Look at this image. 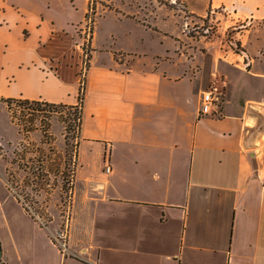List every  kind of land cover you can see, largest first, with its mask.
I'll return each instance as SVG.
<instances>
[{"label":"crops","instance_id":"1","mask_svg":"<svg viewBox=\"0 0 264 264\" xmlns=\"http://www.w3.org/2000/svg\"><path fill=\"white\" fill-rule=\"evenodd\" d=\"M93 2L0 0V117L10 124L8 97L76 104L83 68L86 81L66 229L41 225L12 194L24 250L3 244L1 259L264 264V0H130L137 8L123 20L134 24L120 36L97 17L86 54L80 28ZM213 12L231 25L249 20L243 53L187 34L184 25ZM157 27L160 48L147 37ZM214 87L222 112L200 116ZM1 216L0 233L10 224Z\"/></svg>","mask_w":264,"mask_h":264},{"label":"rangeland","instance_id":"2","mask_svg":"<svg viewBox=\"0 0 264 264\" xmlns=\"http://www.w3.org/2000/svg\"><path fill=\"white\" fill-rule=\"evenodd\" d=\"M130 0H95L93 2L91 9L92 12L94 11V18L96 20L97 17L104 16L105 27H102L101 31H113L116 35H123L125 30L129 27V25H133V20L135 17H130L132 20H123L125 11L128 9L136 10L137 6H134L129 3ZM157 4L161 3H169L170 0H154ZM130 5V6H129ZM176 7H182L179 5L177 1L175 4ZM158 5H151L149 4L146 8V11L151 10V13L156 10V18L158 19V14H162L161 10H159ZM142 10L145 12V8L142 7ZM143 12V13H144ZM136 13V12H134ZM139 14L142 22V18L146 15ZM127 21V24L123 23ZM222 21V23H220ZM95 21L93 24L94 29ZM251 23L249 20H241L236 22L235 24H230V22L225 20V17L222 13L213 12L207 18L204 19H195L193 18L188 23V26L184 25V29L187 34L192 35L197 38H202L204 41H215L216 46L221 47V51L223 49L227 50H236L238 52L243 53L245 46L241 44V39H245L244 34L247 33L246 29L250 28ZM102 33V32H101ZM160 33L159 27L156 29H151L148 32L147 37H151L149 42L151 46L155 48L162 47V43L160 40ZM242 36V38L240 37ZM205 36V37H204ZM83 37V36H81ZM148 39V38H147ZM246 40V39H245ZM118 43L121 41L117 39ZM213 46L212 43L209 44ZM86 53L89 51V44L86 45L85 49ZM88 60V58H85ZM81 79H84V68L81 70ZM220 91H223L222 88L219 87ZM6 106V105H5ZM7 110V107H6ZM32 110L24 109L22 107H12L11 112L7 110L8 119L11 118L13 114L15 120L19 121L20 118H24V113L26 117L30 115ZM38 117L36 119V127L38 129L34 130L31 133L30 140L39 142L42 136V127L41 125V118L43 117L44 113L42 111H36ZM51 127L50 130L55 137V143L58 145L59 148L63 149L65 147V123L62 121L66 119V115H68V110L63 109L61 112L59 111H51L48 112ZM46 115V114H45ZM10 124L5 120V115L2 114L0 117V216L5 213L8 216L10 221L9 228L8 225H5V230L2 228V232L0 233V241L3 247V244L13 246L14 242H19L21 244L22 250H24V212L21 206L18 204L17 200L13 198V188L10 186V182L8 181L11 178L14 181V185L18 187L21 183V179L23 177L22 172H17V165L10 163L13 156H14V148L17 142L21 139L22 135L18 132V126L13 122ZM74 130L70 133V142L76 143V137H73ZM75 134V133H74ZM76 135V134H75ZM8 167L14 169L12 175L8 172ZM82 174V170L80 171V175ZM20 189V188H19ZM30 189V188H28ZM42 199V197H40ZM4 206V210L2 211V207ZM47 211L52 215L53 222L57 225L61 230L66 229L67 218L69 212L65 210V207L62 202L59 201L58 194H55L53 199L50 202ZM41 216H46L44 211L40 212ZM2 218V216H1ZM51 221V222H52ZM7 224V223H6ZM5 231V232H4ZM3 235V236H1Z\"/></svg>","mask_w":264,"mask_h":264},{"label":"trees","instance_id":"3","mask_svg":"<svg viewBox=\"0 0 264 264\" xmlns=\"http://www.w3.org/2000/svg\"><path fill=\"white\" fill-rule=\"evenodd\" d=\"M85 84L84 77L81 79L80 93L76 104L15 97L2 99L10 112L14 106L32 110L27 117L24 113V118H20L19 121L15 120L13 114L11 115L12 122L18 126V132L22 137L13 150L14 156L10 163L17 165V172H22L23 177L18 187L14 185L11 178L8 181L10 184L12 183L10 186L14 190L13 195L21 203L23 209L43 226L53 220L47 208L55 194H58L59 201L63 203L66 211L69 212L73 204L79 166V133L83 122ZM63 109L68 110V115H66V119L62 120L65 123L66 135L65 147L61 149L55 143V137L50 130L51 121L48 112H61ZM36 111L44 113L41 118L43 127L39 142L30 140L31 133L38 129L36 127L38 117ZM73 130L76 135L74 133L72 135L76 137V143L69 140ZM8 172L12 175L15 171L8 167ZM41 211H44L46 216H41ZM69 215L67 219H69Z\"/></svg>","mask_w":264,"mask_h":264},{"label":"built area","instance_id":"4","mask_svg":"<svg viewBox=\"0 0 264 264\" xmlns=\"http://www.w3.org/2000/svg\"><path fill=\"white\" fill-rule=\"evenodd\" d=\"M95 18H94V11L92 12V9L88 13L84 26L80 28L82 40H83V47L84 50L86 49V45L90 44V40L92 38L93 33V24H94ZM86 52V51H85ZM87 54V53H86ZM223 102V93L219 90L218 87L209 88L203 92L202 95V103L199 115H220L221 114V105ZM105 169L107 172H110L112 170L110 162H108L105 166ZM66 235L64 231H58L55 234V239L60 242L63 246H65V239ZM0 264H8L4 260H0Z\"/></svg>","mask_w":264,"mask_h":264},{"label":"water","instance_id":"5","mask_svg":"<svg viewBox=\"0 0 264 264\" xmlns=\"http://www.w3.org/2000/svg\"><path fill=\"white\" fill-rule=\"evenodd\" d=\"M2 245H1V241H0V260H1V257H2Z\"/></svg>","mask_w":264,"mask_h":264}]
</instances>
